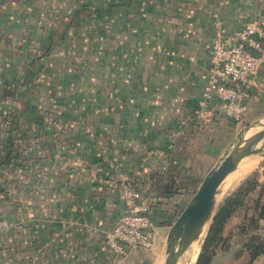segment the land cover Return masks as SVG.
Segmentation results:
<instances>
[{
	"label": "crops",
	"instance_id": "obj_1",
	"mask_svg": "<svg viewBox=\"0 0 264 264\" xmlns=\"http://www.w3.org/2000/svg\"><path fill=\"white\" fill-rule=\"evenodd\" d=\"M71 2L0 0V144L16 142L25 162L6 169L15 186L0 194V264H153V246L115 256L102 244L121 211L119 187L139 181L157 200L156 218L171 195L164 182L177 185L180 201L191 187L178 182L182 174L199 182L240 123L264 117V55L241 119L215 99L209 113L193 115L210 42L259 18L264 0ZM61 12L73 13L61 28L83 30L85 49L59 75L51 50L69 38L49 23ZM232 258L244 264L248 255Z\"/></svg>",
	"mask_w": 264,
	"mask_h": 264
},
{
	"label": "built area",
	"instance_id": "obj_2",
	"mask_svg": "<svg viewBox=\"0 0 264 264\" xmlns=\"http://www.w3.org/2000/svg\"><path fill=\"white\" fill-rule=\"evenodd\" d=\"M264 55V10L257 19H245L235 29L214 38L208 49V66L193 115L210 112L215 99L222 113L239 120L248 110L254 79ZM168 147H176L172 141ZM121 211L103 231L102 244L115 256L149 249L155 239L152 198L139 181L119 187Z\"/></svg>",
	"mask_w": 264,
	"mask_h": 264
},
{
	"label": "rangeland",
	"instance_id": "obj_3",
	"mask_svg": "<svg viewBox=\"0 0 264 264\" xmlns=\"http://www.w3.org/2000/svg\"><path fill=\"white\" fill-rule=\"evenodd\" d=\"M108 1V0H107ZM68 0H62V4H66ZM83 2H88L90 5L96 4V2H99V0H72V4L75 6L82 5L81 3ZM65 11V10H64ZM73 13H60V14H54L53 17H51V22L50 20L45 21L46 23L53 24V23H60L59 28H56L59 30V34H56V36H61V37H68L69 40L67 41L66 44H61L58 45V48H54L51 50L52 54V59L50 60V67L55 70L56 72L61 75L64 70L69 69L73 70L74 68L77 67V65L80 64V59L77 54H80L82 50L85 49L84 44H79L78 42L80 41V38L84 36V31L80 30L79 28H76L77 25L70 27V29L67 28H61V22L68 21L71 18V15ZM52 16V15H51ZM91 19L94 22L95 21V14H91ZM61 21V22H60ZM50 27V25H49ZM64 29V30H63ZM95 28L93 29V31ZM87 32V30H85ZM63 32V33H62ZM78 43V44H77ZM44 72V70H43ZM42 72V73H43ZM45 72L43 73V75ZM40 77H43L40 75ZM75 80L73 81V86L76 84ZM62 84V82H61ZM42 94V93H41ZM61 93L59 91L57 92V98L56 101L57 103H60V101L64 102V98H60ZM75 97V96H73ZM42 101L40 100V103ZM61 105V104H60ZM63 105V103H62ZM41 107V106H39ZM63 109V108H62ZM52 112L56 115L61 113V109H57V111L52 110ZM48 113V112H47ZM45 114V113H44ZM47 115V114H46ZM45 115V116H46ZM52 115V114H51ZM259 120L260 118H257L255 120L249 121V122H244L240 123L238 126V129H236L235 135L232 138V143L227 145V149L230 148V146L235 142L236 138L238 137L240 130L244 126H250L252 128V131L255 130L256 128L259 127ZM260 141V142H259ZM254 147H260L261 149H264V137L260 138L254 145ZM260 157H259V156ZM251 156H258L259 158L254 161L252 164H250L248 167H246L241 173L236 175L232 180H230L229 183H226L224 185V190H221V195L219 196V199L217 200L216 204L213 205L212 211L210 214H213L217 205L219 202L222 200V198L229 194L241 181L246 180L245 184H251V183H256V187L247 193L246 195L243 196V201L241 205H239L238 209L236 210V215L231 218V220L227 223L223 235H225V241L222 246H217V254L214 258V261L210 264H231L232 256H235L233 249H235L237 246L239 247V244L241 242V236L239 230L236 228V224H238L241 221H244L245 224L248 223V227H250L253 222L249 220V215L251 216L252 210V198L256 196L258 192V186L261 183H264V155H262L260 152H252L249 153L247 156L242 158V161L245 158H249ZM191 181L190 177L183 175L181 176V179L178 182H181L182 185L184 184H189L191 185L190 189L186 190L183 193V196L180 198L177 197H172L173 194H175L176 191V186H171L169 190L166 191V194L170 195V198H168V203L163 205V208L161 209V214L160 216H157L156 218H153L154 225L156 231H157V238L158 242L153 244V249L150 250L152 252V257L157 258L153 264H157L162 262V259L164 257V243H165V235L166 231L168 229L169 224L173 221L175 216L177 215L181 208L189 201L190 196L192 195L193 191L195 190L198 182L196 181ZM174 211L171 213V211ZM211 218H208V222L205 224V230L194 240H192L188 246L183 249L178 255L175 260L174 264H194V261L196 259V255L198 251L200 250V245L202 243L203 237L205 235L208 223L210 222ZM262 220V219H261ZM259 220L260 224L262 227H264V220ZM251 228V227H250ZM264 229V228H263ZM259 232H263V230L257 229ZM233 251V252H232ZM237 255V254H236ZM264 258V255L261 257Z\"/></svg>",
	"mask_w": 264,
	"mask_h": 264
},
{
	"label": "trees",
	"instance_id": "obj_4",
	"mask_svg": "<svg viewBox=\"0 0 264 264\" xmlns=\"http://www.w3.org/2000/svg\"><path fill=\"white\" fill-rule=\"evenodd\" d=\"M85 5V2L81 3ZM24 82L27 83V78L23 77ZM16 142L10 141L6 145L0 144V194L1 196L7 195L12 196L11 190H9V184L15 186V176H11L7 179V170L10 167L16 168V161L18 159L19 164L24 166L22 157L17 156ZM28 160V159H27ZM26 160V161H27ZM20 166V167H21ZM180 170V169H178ZM13 177V178H12ZM23 178L22 175L17 179ZM246 180L241 181L229 194L225 195L217 205L213 215L211 216L210 222L208 223L205 235L200 245V250L196 255L194 264H209L211 256L214 254L218 244L222 246L225 241V235H223V226L227 219L236 212L239 205L243 201V196L252 191L256 187V183L245 184ZM173 186L169 182H164L162 193L166 194V191ZM177 187V185L174 184ZM144 189V188H143ZM14 192V191H13ZM144 192L148 190L144 189ZM9 194V195H8ZM152 198V210L156 205V198L151 195ZM168 195V194H167ZM252 214L249 215V220L253 224L248 227V223L244 221L236 224V228L240 232L241 242L239 244V250H245L248 255V260L244 264H255L252 260L258 255H264V227L261 226L259 220L264 218V183L258 186V192L256 196L252 198ZM151 216L152 211H151ZM257 229L263 230V232L257 231ZM218 246V247H219ZM239 250H236L234 254H238ZM257 264H264V258Z\"/></svg>",
	"mask_w": 264,
	"mask_h": 264
},
{
	"label": "water",
	"instance_id": "obj_5",
	"mask_svg": "<svg viewBox=\"0 0 264 264\" xmlns=\"http://www.w3.org/2000/svg\"><path fill=\"white\" fill-rule=\"evenodd\" d=\"M240 133L230 148L201 177L189 201L169 224L165 235V254L161 264H174L177 255L197 234L203 221L207 217L211 218L215 190L239 159L252 152H260L264 155V149L254 147L255 143L264 137V124L261 125L260 120L259 127L250 132L247 137L242 138Z\"/></svg>",
	"mask_w": 264,
	"mask_h": 264
},
{
	"label": "bare ground",
	"instance_id": "obj_6",
	"mask_svg": "<svg viewBox=\"0 0 264 264\" xmlns=\"http://www.w3.org/2000/svg\"><path fill=\"white\" fill-rule=\"evenodd\" d=\"M260 124L263 125L264 124V117H262L260 119ZM250 132H252V128L247 126V127H243L241 129V137L242 138H245L247 137ZM263 138V137H262ZM260 142V141H259ZM247 156V155H245ZM245 156H243L242 158H244ZM259 156V155H258ZM258 156H251L249 158H245L243 161H242V158L239 159V161L236 163V165L234 166L233 169H231L224 177L223 179L221 180V182L219 183L217 189L215 190V193L213 195V198H212V203L213 205L216 204L217 200L219 199V196L221 195V190L223 189L224 190V185L226 183H229L230 180H232L236 175H238L239 173H241L246 167H248L250 164H252L254 161H256L259 157ZM214 209V208H213ZM208 222V217L203 221V223L201 224L197 234L190 240V242L192 240H194L195 238H197L204 230H205V224ZM189 242V243H190ZM188 243V244H189ZM187 244V246H188ZM186 246V247H187ZM185 247V248H186Z\"/></svg>",
	"mask_w": 264,
	"mask_h": 264
}]
</instances>
